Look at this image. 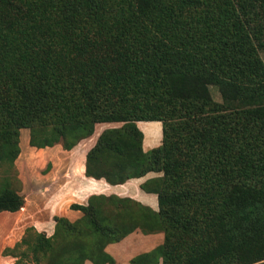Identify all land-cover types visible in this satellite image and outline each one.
Instances as JSON below:
<instances>
[{
  "label": "trees",
  "instance_id": "obj_1",
  "mask_svg": "<svg viewBox=\"0 0 264 264\" xmlns=\"http://www.w3.org/2000/svg\"><path fill=\"white\" fill-rule=\"evenodd\" d=\"M264 0H0V213L16 212L20 130L71 150L99 123L86 175L119 185L160 173L130 198L91 196L28 228L14 264H116L136 230L163 243L130 264H264ZM229 95L215 102L210 87ZM139 121L162 125L142 150Z\"/></svg>",
  "mask_w": 264,
  "mask_h": 264
},
{
  "label": "crops",
  "instance_id": "obj_2",
  "mask_svg": "<svg viewBox=\"0 0 264 264\" xmlns=\"http://www.w3.org/2000/svg\"><path fill=\"white\" fill-rule=\"evenodd\" d=\"M122 125L118 122L96 124L93 134L71 150H65L61 144L45 148L32 147L29 130H20V154L14 164L21 184L19 195L24 199V204L16 212L0 213V264L15 263V258L5 255L4 251L20 242L28 228L50 237L54 232V219L64 218L71 223L79 220L82 213L71 209V206H85L91 196L116 195L133 199L153 211L158 210L157 196L143 191L141 185L160 177V173H148L119 185H110L104 179L86 175L88 151L103 131L121 128ZM136 126L143 135V152L160 146V122L139 121ZM163 240L162 232L144 235L136 230L120 242L107 245L105 251L114 258L116 264H130L133 257L150 252ZM84 264L92 263L86 261ZM156 264H161V260Z\"/></svg>",
  "mask_w": 264,
  "mask_h": 264
},
{
  "label": "rangeland",
  "instance_id": "obj_3",
  "mask_svg": "<svg viewBox=\"0 0 264 264\" xmlns=\"http://www.w3.org/2000/svg\"><path fill=\"white\" fill-rule=\"evenodd\" d=\"M260 57L262 59V61L264 62V51H261L260 52ZM210 93H211V96L213 98V100L215 102H221L222 101V98H223V95H229V91H228V88L224 85H222V87H216V86H211L210 87ZM21 187V184L19 185V189ZM2 256H0L1 258ZM1 263V262H0ZM27 264H31V263H27Z\"/></svg>",
  "mask_w": 264,
  "mask_h": 264
}]
</instances>
